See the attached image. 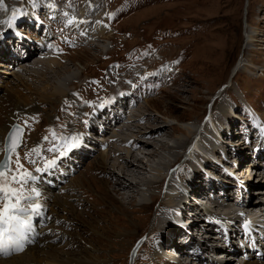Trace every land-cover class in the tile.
Wrapping results in <instances>:
<instances>
[{
	"label": "rangeland",
	"instance_id": "obj_1",
	"mask_svg": "<svg viewBox=\"0 0 264 264\" xmlns=\"http://www.w3.org/2000/svg\"><path fill=\"white\" fill-rule=\"evenodd\" d=\"M57 1L63 9L66 1L76 3L77 0ZM104 1L108 3L104 9L108 17L99 24L98 34L104 38L97 45L86 44L76 28L64 26L56 16L46 17V25L59 21L55 33L45 29L44 37L52 50L57 51L53 60L60 63L61 68L56 66L50 70L48 66L36 65L35 60L26 63L28 56L24 60L21 55L27 52L23 44L27 41L22 44L14 41L19 48L10 49V53L2 52L3 56L0 54V150H4L8 142L13 143L9 135L19 126L21 132L16 133L15 143L19 145L17 150L20 149L15 162L18 156L23 169L36 177L35 182L25 186V192L31 187L38 188L45 204L44 215L32 217L33 222L38 218L37 228L34 227L37 235L32 234L28 249L35 246L50 250L53 245L54 249L71 257L94 258L89 264H181L169 259V249L183 245L190 230L191 237L197 242H208L204 244V248L210 250L205 254L206 260L213 258L218 264H228L223 259L224 252L210 246L221 240H207L202 236L203 231L209 229L208 225L204 229L206 223L202 212L224 213L223 216L229 217V210L224 205H229L230 211L242 212L245 205H237L240 196L232 188H237L240 181L243 185L251 183L250 179H255V183L259 181V173L256 178L255 173L248 176L251 161L264 170V152H261L262 159L250 158L251 151L261 150L262 146L258 149L260 143L264 145V0ZM13 3L21 9L11 10L16 6ZM96 8L95 13L100 15L101 8L98 5ZM50 10H54L52 0H35V3L33 0H0V36L10 33L7 26L10 17L17 12L33 15L44 11L47 16ZM10 11L13 12L8 18ZM89 21H84L81 26L87 27ZM114 24L116 32L111 31ZM50 26L54 27V24ZM25 28L30 29V26ZM57 37L60 38L58 47L52 45ZM27 45L32 48L30 43ZM139 47L145 48L134 55L135 48ZM119 58L128 60L116 64ZM101 74V79L92 78ZM17 85L22 86V99L28 98V103L18 99L14 91ZM59 88L65 94L55 95ZM115 89L123 90L120 93L128 96L127 100L113 108V112L100 113L93 124L97 128L102 122L103 127V121L115 115L116 121L108 133L91 131L92 124L88 123L91 109L113 95ZM47 97L52 99L47 100ZM10 120L13 122L11 127ZM129 123H133L131 128ZM137 129L144 135L139 136ZM183 129L191 132L189 137L181 132ZM151 131L154 134H148ZM49 132V139L42 145ZM207 133L213 137L211 144L219 151L205 146L202 139ZM72 135L81 136L79 146L58 159L55 168L44 171L45 161L57 155L44 150L59 146L61 137ZM134 138L136 143L148 144L150 148L157 140L165 141L167 147L177 146L179 139L186 143L179 151V160L167 150H160L159 158L152 160L153 170L148 169L150 172L143 178L144 185L139 187L141 193L157 196L150 208H142L141 196L136 202H129L127 197L117 194L118 188L111 184L113 174L119 176L121 173V167L114 170L111 165L116 157H125L126 154H120L121 150L127 153L132 149ZM117 149L120 151H115ZM146 150L143 148L137 153L148 152ZM241 154H244V162L238 164L237 159H243ZM101 155L109 157L108 167L99 164ZM207 158L214 163V168L208 170L215 174L216 180L211 182L230 187L229 200L219 191H204L205 195L197 191L199 194L192 192L189 198H181L178 191L170 189L174 182L188 185L187 178L191 173L195 181L199 179L196 176L205 172L200 166L209 163ZM167 159L177 160L178 165L167 172L169 177L160 189L158 187L159 191L148 190L145 182L155 178L154 169ZM185 161L191 162L192 168L201 170L197 171L198 175L184 167ZM38 168L42 170L36 171ZM178 170L182 178L176 175ZM128 179L134 181L131 177ZM226 182H233L234 186L231 188ZM195 189L202 190L200 187ZM262 189L264 182L252 192H263ZM182 190L187 189L184 186ZM244 191L247 193L244 199H247L250 191L245 188ZM124 192L128 193V190ZM212 194H215L213 201ZM263 195L257 199L256 193L254 197L260 202L264 200ZM167 197L172 199L174 214H179L182 203L188 201L189 209L184 211L183 220L194 219L183 234L186 235L183 241L179 237L175 243L170 240L168 244L160 236L168 231L170 220L164 218L166 232L157 227L159 209ZM53 198H63L67 204L52 213L50 202ZM36 202L41 204L39 199ZM163 212L166 216V211ZM256 215L258 222L264 224V218L258 212ZM172 223L182 227L177 221ZM45 236L49 237L47 246H43ZM186 249L201 251L193 246H184L183 251ZM25 252L16 253L14 257ZM235 256L234 262L238 264L241 258Z\"/></svg>",
	"mask_w": 264,
	"mask_h": 264
},
{
	"label": "bare ground",
	"instance_id": "obj_2",
	"mask_svg": "<svg viewBox=\"0 0 264 264\" xmlns=\"http://www.w3.org/2000/svg\"><path fill=\"white\" fill-rule=\"evenodd\" d=\"M13 5H16V6H14V9H11V10H20L21 8H20V6H18L17 4H15V3H13ZM65 9V7H63V10ZM13 11H10V13H9V15H8V18L10 17V14L12 13ZM43 13L42 14H44L45 12L44 11H42ZM37 13V12H36ZM41 13V12H40ZM40 13H37V14H40ZM83 13V16H84V19H87V20H90L89 21V23L90 22H92V23H94V22H96V19L97 18H100V15L99 14H96L95 12H89V13H87V14H84V12H82ZM17 16H19V15H21L20 13H18L17 12V14H16ZM44 15H46V14H44ZM13 16V15H12ZM11 18V17H10ZM88 23V24H89ZM25 24V23H24ZM72 25H74L73 23H71ZM71 24H69V25H71ZM62 26V25H61ZM64 26H68V25H65L64 24ZM88 27V26H87ZM80 28H84L83 26H81L80 25ZM29 33H31V32H29ZM75 34V33H74ZM38 35V34H37ZM98 36H100L101 38L100 39H103L104 37H103V35H98ZM25 42V41H24ZM25 46H26V49H27V52H26V54L25 55H21V57L23 58V57H26L27 55H28V60H26L25 62L26 63H31L32 61H36V65L38 64V65H44V66H48L49 68H50V70H52L54 67H56V66H59V68H61L62 66L60 65V63H58L56 60H53V59H56L55 57V55H54V53H52V56H55V57H44V56H41L40 57V55L42 54V53H44V49H40V48H30V45H27V42H25V43H23ZM32 49H34L32 52H31V50ZM40 51V52H39ZM23 62H24V60H23ZM27 65V64H26ZM57 72V71H56ZM41 73V72H40ZM48 73V72H47ZM37 74H39V72L37 73ZM44 74V73H43ZM49 74V73H48ZM48 74H46V75H48ZM45 75V74H44ZM20 77L18 76L17 77V82H18V79H19ZM44 78V77H43ZM31 90V89H30ZM14 91L17 93V95H18V99L19 100H22V101H24V102H26V103H28L27 102V99L28 98H24V99H22V97H23V92H22V86L21 85H17L16 86V88L14 89ZM20 93V94H19ZM63 95V94H65V92H64V90H62V89H57V91H56V93H55V95ZM54 97V96H53ZM47 100H49V99H52V97H47L46 98ZM55 100V99H54ZM96 118H93V120H92V123H96V120H95ZM119 119V118H118ZM124 119V118H123ZM121 120V119H120ZM114 121H116V115L114 116V117H111V116H109V118L107 119V120H105V121H103V122H105V124H104V126L102 127V132L103 133H108V130H110L111 129V124L114 122ZM10 127H11V125H12V120H10ZM129 122V121H128ZM102 122H100V124H101ZM129 124H131V123H129ZM133 124V123H132ZM132 124L131 125H129L128 127H130V126H132ZM93 126H96L95 124H93ZM108 126H110V127H108ZM135 126V125H134ZM10 127H9V129H10ZM17 127V126H16ZM95 128V127H94ZM131 128V127H130ZM133 128V127H132ZM8 129V128H7ZM8 129V130H9ZM126 129V128H125ZM124 129V130H125ZM129 129V128H128ZM127 129V130H128ZM148 129V128H147ZM167 129V128H166ZM5 130H6V128H5ZM7 130V131H8ZM180 130V129H179ZM185 130V131H184ZM137 131H138V129H137ZM139 132V131H138ZM160 132V131H159ZM183 134H185L186 136H188V135H190V131L189 130H186V129H183V131H181ZM4 133V131L2 130V134ZM141 133V131L138 133L139 134V136H143L142 134H140ZM156 133H157V131H156ZM1 134V135H2ZM148 134H154V132L153 131H151V132H149ZM145 136H146V134H145ZM152 136V135H151ZM150 137V136H149ZM189 137V136H188ZM139 138L140 137H138V140H139ZM142 138V137H141ZM191 138V137H190ZM189 138V139H190ZM103 140V139H102ZM136 138H134L133 139V142H135V145L134 146H132V145H130V146H132L131 148L132 149H130V150H128L127 151V153L125 152V150H121V152H120V154H126L125 155V157L124 158H119V157H116V159H115V163L113 164V165H111V168L112 169H114V168H117L118 169V167L121 169L120 171H121V173H120V175L119 176H116V175H114L113 174V177H111V180H112V183L111 184H114L115 185V187H117L118 188V190H116L117 191V194H120L122 197H127V200L129 201V202H136V199H139V197L141 198V206H142V208H145V207H148V208H150V207H152L155 203H154V201H155V199H156V197L157 196H155L154 197V194L155 193H151V194H146V193H141V190L139 189V187L142 185H144L143 183H144V181H143V178L147 175L146 173H149L151 170H153V167H152V165L150 166V164L152 163V160H155V159H158L159 158V156H160V150H167V152H168V154H170L171 156H173L174 158H176L177 160H179L181 157L180 156H178L179 155V151H181L182 150V148L183 147H185L186 146V143H185V141H183V140H178V145H180V146H174V147H167V144H166V142L165 141H156L155 143H152V145H151V148H150V146H148V144H145V145H140L139 143H136ZM212 140H213V137L210 135V134H206V136H204L203 137V139H202V141H203V143H205V146H208L210 149H212L213 151L215 150L216 152L217 151H219V150H216L217 148H216V146L215 145H213V144H211V142H212ZM110 141V140H109ZM112 141V140H111ZM131 141V140H130ZM128 143H130V142H128ZM146 143V142H145ZM158 143H160V144H158ZM7 145V144H6ZM108 145H109V143H108ZM127 146V145H126ZM6 147V146H5ZM109 147V146H108ZM143 148H145V149H147L148 150V152H145V153H137L138 151H141V150H143ZM127 149V148H126ZM151 149H153V150H151ZM204 149V148H203ZM137 150V151H136ZM146 150V151H147ZM198 150V149H197ZM115 151H120V150H115ZM203 152V151H202ZM243 152V151H242ZM240 153V152H239ZM202 155H200L201 157H202V159H204V161L206 162V160H205V158L206 157H204V155H203V153H201ZM218 154V153H217ZM234 154V153H233ZM221 155L223 156V154L221 153ZM245 155H247V154H245ZM117 156V155H116ZM241 156L243 157V159L241 160L240 158L239 159H237V163L239 164L240 162H244V154L242 155L241 154ZM262 156H264V155H262ZM122 157V156H121ZM237 158V157H236ZM208 159V158H207ZM100 165H103L104 167H108V161H109V157L108 156H106V155H101V158H100ZM169 161L168 159L167 160H164L159 166H157L155 169H154V171L156 172V173H154V177L155 178H153V179H151V180H149L148 182H145L146 184L145 185H147V189L148 190H152V189H157L158 191H159V189H160V185L161 184H163L167 179H168V177H169V175L167 174V172H169L170 173V170L175 166V165H178V161ZM208 161H209V163L208 164H205V165H202V166H200V163H199V165H198V167L200 166L201 168H203L204 170L203 171H205L203 174H200V176H196L197 178L199 177V179H196V181H195V177H194V174L193 173H191V174H189L188 175V178H187V183H188V185H182L181 183L179 184V183H176V182H174L175 184L173 185H171V187H170V189H173V192H176V191H178V193L177 194H180L181 195V198H183V197H185V198H189V194H191L192 192H196V193H198L199 194V192H197V191H201L200 193L201 194H203V195H205V192L204 191H211V193H212V191H219V193H221L227 200H229L230 199V187H224L223 186V184L222 185H218L216 182H211V180H216V178H215V174L213 175V173H211V172H209L208 170L209 169H211V167H213L214 168V163H212L211 161H210V159H208ZM207 161V162H208ZM239 161V162H238ZM262 161H264V159H262ZM150 162V163H149ZM186 163L184 164V167H186V169L187 170H191V171H193L194 173H196L197 174V171L198 172H200L201 170H199V169H195V168H192V164H191V162L189 163V161H185ZM209 164H211V165H209ZM213 164V165H212ZM251 164L252 165H250L249 166V175L248 176H252V174H254L255 173V178L257 177L256 175H258V173H259V178H258V182H256L255 183V179H250V182L251 183H249L248 185H244V188H246L247 190H249L250 191V194H249V196H247V199H244L245 198V196H246V194L247 193H245V191H244V188H242L241 186L239 187H237V188H232L234 185V181L233 182H231V183H227V184H229L230 186H231V188L233 189V190H236V193H238L239 195L238 196H240L239 198H240V200L239 201H237L238 203H237V205H242V204H246L247 202H249V206H246V207H244L243 209V213H246V212H248V214H250V215H252V216H254L255 218H256V213L258 212L260 215L259 216H261L262 218H264V214H261L260 213V211H256V212H254V210L255 209H257V208H261V206L262 205H259L257 202L258 201H256V197H254L255 196V194L257 193L258 194V197H257V199L259 198V195H261L262 193H264V190H263V192H259V190H257L256 192H252L253 190H255L256 188H258V186H260L261 184H263V180L262 179H264V170H260V169H258V165L256 164V163H254V161H251ZM208 165V166H207ZM223 165V164H222ZM232 167V166H231ZM110 168V169H111ZM150 168V171L148 172V169ZM216 168V167H215ZM251 168V169H250ZM109 169V168H108ZM179 169H182V167L181 168H179ZM236 169H238V168H236ZM256 169H258L259 171H257ZM115 170V169H114ZM108 171V170H107ZM119 171V172H120ZM111 172H113V171H111ZM216 172V171H215ZM123 175V177H120V176H122ZM176 175L177 176H179V178H182V175H180V172H179V170L177 171V173H176ZM198 175V174H197ZM201 175H203L204 177L202 178V176ZM116 176V177H115ZM128 177H131V178H133V180L134 181H131V180H129L128 179ZM174 177H176V176H174ZM215 178V179H214ZM225 180H228V178H224ZM110 180V179H109ZM143 181V182H142ZM170 181H172V179L170 180ZM173 181H175V180H173ZM181 181L183 182V179H181ZM208 182H209V184H208ZM223 182H225V181H223ZM225 183V184H226ZM240 183H241V181H240ZM197 184V185H196ZM186 187V191H183L182 190V187ZM255 186H257V187H255ZM82 187H83V185H82ZM156 187V188H155ZM158 187H159V189H158ZM198 187H200V188H202V190H200V189H195V188H198ZM40 188V187H39ZM127 191L128 190V193H125L124 191ZM176 190V191H175ZM153 191V190H152ZM155 192V191H154ZM42 193V192H41ZM136 193V196H134V194ZM43 194V193H42ZM197 194V195H198ZM213 196H212V198H211V201H213L214 200V196H215V194H212ZM45 196V195H44ZM68 196V195H67ZM251 196V197H250ZM65 197L66 196H63V198L65 199ZM69 197V196H68ZM195 197V196H194ZM51 198V197H50ZM62 198V200H60V199H58V198H56V199H54L53 201H51L50 202V204L52 203L53 205H51L52 206V209H51V211H52V213H54V211H55V209H59V208H62V206L63 205H66L67 204V202H66V200H64ZM182 200V199H181ZM249 200H251V202L249 201ZM172 199L170 198V197H167L166 198V200L163 202V204H161V207H160V211H159V213H158V219H157V227H160L161 229L165 226V220H164V218L165 217H167V219H169L170 221H169V223L171 224V226L169 227V229H167L168 231L166 232L165 231V229L166 228H163L162 230H164L166 233L165 234H163L162 236H160L161 238H162V240H163V242L164 243H166V244H168V243H170V240H172V242H176L177 241V239L180 237V238H182V241H183V238L186 236V235H183V234H185V232H187V230H188V227L190 226V222H192V220H194V219H189L188 221H184L183 220V214H184V211H187V209H189V207L187 206V202L188 201H184L183 203H182V205H181V212L179 213V214H174V211L172 210ZM40 202H41V205L43 206V207H45V204L42 202V200H40ZM158 202V201H157ZM261 202V201H260ZM46 203V202H45ZM48 204V203H47ZM49 204V205H50ZM133 205V204H132ZM225 209H227V210H229L228 211V213H227V215H230V213H232V212H234V215H236V217L237 218H240V213L239 212H241V211H239V210H233V211H230V206L229 205H224L223 206ZM229 208V209H228ZM166 211L165 213H167L166 214V216L164 215V210ZM234 209H236V208H234ZM248 209V210H247ZM63 210H65V209H63ZM66 211V210H65ZM208 211V210H207ZM42 213H43V209H42V211H41ZM57 213V212H56ZM207 214L211 217L212 215H214V213L212 212V211H208L207 212ZM215 214H216V212H215ZM238 214V215H237ZM206 215V212H202V216H204V218L206 217L205 216ZM219 216H223V215H219ZM123 217V216H122ZM124 218V217H123ZM215 218V217H214ZM36 220V219H35ZM45 220V219H44ZM177 221V222H179V223H181V225H182V227H179L178 225H176V224H174V223H172V221ZM198 220V219H197ZM196 220V221H197ZM250 221H251V224H252V226H255V220H254V218L252 217L251 219H250ZM204 223H206L207 224V219L205 220V222ZM205 224V225H206ZM208 225V227H209V229H213L212 228V225L211 224H207ZM264 225V224H263ZM201 226H204V224H202ZM235 230V227H232L231 228V231L232 230ZM247 231L249 232V234H250V236L253 238L254 237V232H253V230H252V228L251 227H247ZM259 231L260 232H262V233H264V227L263 228H260L259 229ZM31 232H33L34 233V230L32 229V231ZM232 236H233V234H232ZM232 236H231V238H232ZM39 237V236H38ZM47 239H46V238ZM44 237V239H46L45 240V242H44V245L43 246H47V244H48V240H49V237H47V236H45ZM186 237H188V240H185V241H183L182 243H184L183 245H180V246H176L177 244L179 245V243L181 242H179V243H177L176 245H174V246H176L178 249H180V250H182L183 251V249H184V246H186V247H198L201 251H203V254H204V257H205V259H203L202 258V256H199L198 257V259H199V263H197V264H201V263H205V262H210V260L209 259H207L206 260V253L208 254V252L207 251H210L209 249L208 250H206L205 248H204V244H208V242H202V243H199V242H197L195 239H194V237H191V235H190V230H189V234H187V236ZM213 238H215V239H217V237L215 236V237H213ZM212 238V239H213ZM220 238V240H221V237H219ZM39 240V239H38ZM43 240V239H42ZM194 240H195V244H192V242H194ZM253 240H254V238H253ZM190 241H191V243H190ZM188 243H190V245L188 244ZM33 244V243H32ZM39 244V243H38ZM35 247V246H34ZM31 247V248H29L28 250H27V252H25L23 255H21V256H18V257H12V258H9V259H0V264H23V263H25V264H29V262H33V263H35V264H74V263H77V264H89L90 262H93V260L92 259H94V258H88L87 256H74V257H71L69 254H65L64 252H60L59 250H57V249H54V246L53 245H51L49 248H50V250H48V248H46V249H39V248H37V247ZM42 247V246H41ZM208 247V246H207ZM44 248V247H43ZM161 248V245L159 244L158 245V251H159V249ZM224 248L226 249V247L224 246ZM203 249V250H202ZM182 251H179V252H182ZM192 253H193V255H195V253H196V251L195 250H193L192 249ZM17 253H19V252H17ZM243 255V254H242ZM88 258V259H85V258ZM95 257V256H94ZM159 258H160V255H159ZM192 262L190 263V264H192L193 263V261L194 260H192V258H189ZM228 260H231V261H228V264H235V262L234 261H236V256H229V259ZM96 261H97V259H96ZM214 264H218V263H214ZM243 264H264V262L263 263H256L255 261H251V260H248V261H245Z\"/></svg>",
	"mask_w": 264,
	"mask_h": 264
},
{
	"label": "snow or ice",
	"instance_id": "obj_3",
	"mask_svg": "<svg viewBox=\"0 0 264 264\" xmlns=\"http://www.w3.org/2000/svg\"><path fill=\"white\" fill-rule=\"evenodd\" d=\"M35 3V0H33ZM15 16L13 17V20ZM69 24L73 21L69 20ZM21 132L19 126L13 133H10L9 139L13 143L6 145V158L0 161V253L8 254L11 251H22L24 242L27 239V233L33 229L32 216H39L43 206L36 201L42 194L36 187H31L25 192V186L35 182L36 177L23 169L17 156L15 168H13L12 155L16 153L17 145L15 143L16 133ZM264 132V129H262ZM48 138L45 137V140ZM80 135L61 137V144L48 149V151L57 153L51 160L45 161L44 171L55 168L58 159L66 156L71 150L79 146ZM36 149H33L35 152ZM34 163V161H31ZM42 169H36L41 171ZM15 173V174H13ZM250 222H245V227Z\"/></svg>",
	"mask_w": 264,
	"mask_h": 264
},
{
	"label": "trees",
	"instance_id": "obj_4",
	"mask_svg": "<svg viewBox=\"0 0 264 264\" xmlns=\"http://www.w3.org/2000/svg\"><path fill=\"white\" fill-rule=\"evenodd\" d=\"M139 48H144V47H139ZM139 48H135V49H139ZM124 59H126V58H119V59H117V60H119V61H122V60H124ZM117 60H115V61H117ZM99 76H102V74L101 75H99ZM99 76H96V77H99ZM259 110H258V109ZM256 109L258 110V111H260L261 110V108H259V107H257Z\"/></svg>",
	"mask_w": 264,
	"mask_h": 264
},
{
	"label": "water",
	"instance_id": "obj_5",
	"mask_svg": "<svg viewBox=\"0 0 264 264\" xmlns=\"http://www.w3.org/2000/svg\"><path fill=\"white\" fill-rule=\"evenodd\" d=\"M9 144H11V142H8V143H7V145H9ZM16 151H17V150H16ZM5 158H6V156H5ZM5 158H4V159H5ZM4 159H3V160H4ZM3 160H2V161H3Z\"/></svg>",
	"mask_w": 264,
	"mask_h": 264
}]
</instances>
